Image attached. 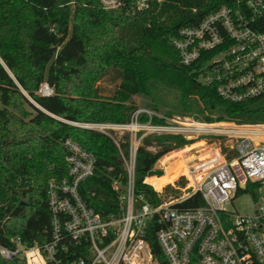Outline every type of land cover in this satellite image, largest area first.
Returning <instances> with one entry per match:
<instances>
[{"label":"trees","instance_id":"trees-1","mask_svg":"<svg viewBox=\"0 0 264 264\" xmlns=\"http://www.w3.org/2000/svg\"><path fill=\"white\" fill-rule=\"evenodd\" d=\"M227 1L159 0L128 16L103 10L99 0H0V245L10 246L16 237L29 246L51 240L48 185L67 177L68 139L96 158L94 175L80 188L83 198L101 214L118 212L113 184L126 182L119 149L109 136L77 125L129 124L140 109L138 95L149 97L155 112L158 94L167 90L179 94L182 115L206 123L237 118L264 123V104L223 101L201 82L203 62L183 65L171 43L180 29L198 25ZM110 74L120 83L104 97L97 82ZM43 83L54 89L53 96L37 94ZM118 139L127 153L129 135ZM194 142L175 135L146 137L138 151L137 194L152 204L165 203L155 183L166 174L155 165ZM175 182L182 188L187 183L183 177ZM263 185L249 183L243 192L255 194ZM185 204L203 201L196 195ZM153 232L148 239L159 254ZM0 264L20 262L0 256Z\"/></svg>","mask_w":264,"mask_h":264},{"label":"built area","instance_id":"built-area-1","mask_svg":"<svg viewBox=\"0 0 264 264\" xmlns=\"http://www.w3.org/2000/svg\"><path fill=\"white\" fill-rule=\"evenodd\" d=\"M154 1L159 0L99 3L105 11L134 16ZM171 43L183 65L203 62L201 82L223 101L264 104V0H228L198 25L180 29ZM37 94L51 97L54 89L43 83ZM144 115L148 120L141 122ZM155 118L165 123L154 124ZM80 127L109 136L119 149L126 182L113 184L118 212L101 214L83 198L80 188L94 175L96 158L68 139L67 177L48 185L51 240L29 246L12 238L10 246L0 245L1 258L20 264H264V196L253 216L229 210L249 183L264 182V123L216 126L139 109L129 124ZM118 134L129 135L127 153ZM160 135L225 137L231 144L185 157L187 194L152 204L136 192V166L143 140ZM196 195L203 204H185ZM151 231L159 254L148 239Z\"/></svg>","mask_w":264,"mask_h":264},{"label":"rangeland","instance_id":"rangeland-1","mask_svg":"<svg viewBox=\"0 0 264 264\" xmlns=\"http://www.w3.org/2000/svg\"><path fill=\"white\" fill-rule=\"evenodd\" d=\"M70 8L74 9V2L70 3ZM114 75L110 74L106 78L102 79L101 81L97 82V85L100 88V94L104 97H111L117 86L119 85L120 81H116L113 79ZM159 97V104L157 106L156 112L163 117H168L167 115L172 114L170 118L176 117H189L190 119L195 120L197 123L200 124H208V125H216V126H227V124H235L246 126L250 124H259L256 123L257 120L253 118H237L233 119L232 121L225 120V121H218L213 123H206L203 122L196 117L190 115H182L180 114L179 109V101L178 97L179 94L176 91H167L158 94ZM135 104L140 109H152V101L149 97L144 95H138L134 98ZM0 107H2L1 103V93H0ZM221 115L219 112L215 113V117ZM79 124L77 126L80 127ZM124 135L118 134V138H121ZM195 142L192 145L185 146L183 148L174 150L164 157H162L157 164L161 165V167L155 165L156 170H160L166 174V178L159 180L155 183L156 188L160 194V197L164 199L165 203L172 202L177 200V197H182L187 193V188L182 189L175 181L179 180V177L185 178V180L189 183L186 174L187 168L184 162V158L188 155H200L204 153L205 150H209L213 147L224 146L225 144H231L228 139L218 138V137H210V138H203L200 137L198 139H191ZM216 143V144H215ZM151 150L156 151V148H151ZM190 156L186 157L189 158ZM165 165H164V164ZM153 178V177H152ZM149 184V183H148ZM191 184V183H189ZM152 185V184H150ZM153 186V185H152ZM154 188V186H153ZM155 189V188H154ZM182 189V190H181ZM157 192V190L155 189ZM264 196V185L261 188L256 189L255 194L250 192H243L235 198V200L229 205V210L232 212H237L240 215L244 216H253L256 212V208L259 204L262 203V198Z\"/></svg>","mask_w":264,"mask_h":264},{"label":"bare ground","instance_id":"bare-ground-1","mask_svg":"<svg viewBox=\"0 0 264 264\" xmlns=\"http://www.w3.org/2000/svg\"><path fill=\"white\" fill-rule=\"evenodd\" d=\"M186 194H187V193H186ZM186 194H185V195H186ZM185 195H184V196H185ZM182 197H183V196H182ZM182 197H181V198H182ZM177 200H178V199H177ZM163 204H167V203H162L161 205H163Z\"/></svg>","mask_w":264,"mask_h":264},{"label":"crops","instance_id":"crops-1","mask_svg":"<svg viewBox=\"0 0 264 264\" xmlns=\"http://www.w3.org/2000/svg\"><path fill=\"white\" fill-rule=\"evenodd\" d=\"M188 156H190V155H188ZM188 156H186V157H188ZM163 177V176H162ZM157 178H159V177H157ZM150 178H148L147 180H149ZM148 183V182H147Z\"/></svg>","mask_w":264,"mask_h":264},{"label":"water","instance_id":"water-1","mask_svg":"<svg viewBox=\"0 0 264 264\" xmlns=\"http://www.w3.org/2000/svg\"><path fill=\"white\" fill-rule=\"evenodd\" d=\"M159 166V164H156V167Z\"/></svg>","mask_w":264,"mask_h":264}]
</instances>
